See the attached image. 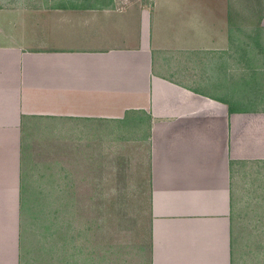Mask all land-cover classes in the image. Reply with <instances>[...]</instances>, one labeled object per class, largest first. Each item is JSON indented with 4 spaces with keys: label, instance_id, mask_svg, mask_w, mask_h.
<instances>
[{
    "label": "crops",
    "instance_id": "obj_1",
    "mask_svg": "<svg viewBox=\"0 0 264 264\" xmlns=\"http://www.w3.org/2000/svg\"><path fill=\"white\" fill-rule=\"evenodd\" d=\"M242 9L0 0V264H21L26 139L41 132L61 148L67 130L76 170L119 152L121 184L146 187L147 264H263L243 257L241 216L251 217L240 207L246 171H264V108H237L223 92L225 71L242 69L229 49Z\"/></svg>",
    "mask_w": 264,
    "mask_h": 264
},
{
    "label": "rangeland",
    "instance_id": "obj_2",
    "mask_svg": "<svg viewBox=\"0 0 264 264\" xmlns=\"http://www.w3.org/2000/svg\"><path fill=\"white\" fill-rule=\"evenodd\" d=\"M261 1L241 0L239 21L229 28L239 34L229 49L240 51L242 69L225 71L223 95L237 108H264V8L256 10ZM72 133L66 131L61 148L56 137L48 147L41 132L23 146L21 264H147L146 187L121 184L119 152H99L95 170H76ZM257 169L243 177L248 196L240 207L252 213L241 216L242 254L256 263L264 259V217H253L264 214V171ZM255 221L260 228H253Z\"/></svg>",
    "mask_w": 264,
    "mask_h": 264
},
{
    "label": "trees",
    "instance_id": "obj_3",
    "mask_svg": "<svg viewBox=\"0 0 264 264\" xmlns=\"http://www.w3.org/2000/svg\"><path fill=\"white\" fill-rule=\"evenodd\" d=\"M24 189V183H21V190H23ZM23 201L21 200V209H23Z\"/></svg>",
    "mask_w": 264,
    "mask_h": 264
}]
</instances>
